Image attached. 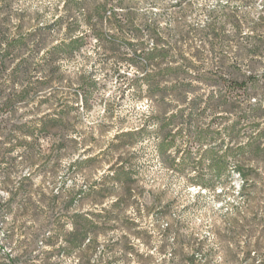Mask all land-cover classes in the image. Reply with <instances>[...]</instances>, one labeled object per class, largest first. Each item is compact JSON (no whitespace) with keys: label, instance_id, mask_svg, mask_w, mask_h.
<instances>
[{"label":"rangeland","instance_id":"374dc122","mask_svg":"<svg viewBox=\"0 0 264 264\" xmlns=\"http://www.w3.org/2000/svg\"><path fill=\"white\" fill-rule=\"evenodd\" d=\"M0 264H264V0H0Z\"/></svg>","mask_w":264,"mask_h":264},{"label":"trees","instance_id":"16d2710c","mask_svg":"<svg viewBox=\"0 0 264 264\" xmlns=\"http://www.w3.org/2000/svg\"><path fill=\"white\" fill-rule=\"evenodd\" d=\"M156 30V31H155ZM154 35H155V48L154 50L157 53L156 55H163L166 54L167 51L165 49H163L162 47H160V35L158 34L157 31V27L154 29ZM187 67V66H186ZM166 69H179L177 68H172V67H167ZM251 77L250 75L248 76V78ZM221 80L224 82L225 87H227L229 90L227 91L228 95H233L236 92H245L246 88H247V79L243 80V81H238L237 79H235L234 77H231L230 75H228V73H226V71H224L223 69H219L216 68V80ZM224 98H227V95H223ZM244 99V98H243ZM246 115V114H244ZM239 173L241 174V171L239 170Z\"/></svg>","mask_w":264,"mask_h":264}]
</instances>
